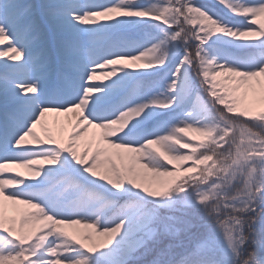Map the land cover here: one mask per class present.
I'll list each match as a JSON object with an SVG mask.
<instances>
[{"label":"snow or ice","instance_id":"1","mask_svg":"<svg viewBox=\"0 0 264 264\" xmlns=\"http://www.w3.org/2000/svg\"><path fill=\"white\" fill-rule=\"evenodd\" d=\"M0 264H264V0H0Z\"/></svg>","mask_w":264,"mask_h":264},{"label":"rangeland","instance_id":"2","mask_svg":"<svg viewBox=\"0 0 264 264\" xmlns=\"http://www.w3.org/2000/svg\"><path fill=\"white\" fill-rule=\"evenodd\" d=\"M197 2L199 3H204V2H208V0H197ZM56 116V114L52 113L51 116L48 117L49 121H51L54 117ZM61 119H63V117H61ZM191 135H195V134H191ZM18 171L24 172L27 175V170L26 169H17ZM78 227V226H76ZM70 232L75 231V227L73 228H69L68 229Z\"/></svg>","mask_w":264,"mask_h":264},{"label":"bare ground","instance_id":"3","mask_svg":"<svg viewBox=\"0 0 264 264\" xmlns=\"http://www.w3.org/2000/svg\"><path fill=\"white\" fill-rule=\"evenodd\" d=\"M52 113L48 114V117L51 116Z\"/></svg>","mask_w":264,"mask_h":264}]
</instances>
